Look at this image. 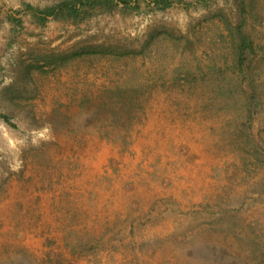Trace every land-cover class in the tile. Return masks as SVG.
<instances>
[{"label": "rangeland", "instance_id": "rangeland-1", "mask_svg": "<svg viewBox=\"0 0 264 264\" xmlns=\"http://www.w3.org/2000/svg\"><path fill=\"white\" fill-rule=\"evenodd\" d=\"M64 1L0 0V264H264V0Z\"/></svg>", "mask_w": 264, "mask_h": 264}, {"label": "trees", "instance_id": "trees-1", "mask_svg": "<svg viewBox=\"0 0 264 264\" xmlns=\"http://www.w3.org/2000/svg\"><path fill=\"white\" fill-rule=\"evenodd\" d=\"M114 0H66L56 6L49 7L43 10H36V14L41 15L43 20H46L49 16H57L59 14H68L77 16L84 8H97L103 4H110ZM124 4H129L130 0H117ZM154 5L171 4L170 0H153ZM33 9V8H32Z\"/></svg>", "mask_w": 264, "mask_h": 264}]
</instances>
